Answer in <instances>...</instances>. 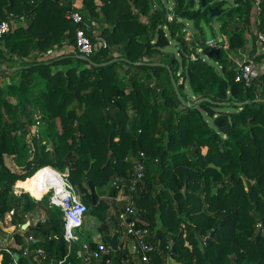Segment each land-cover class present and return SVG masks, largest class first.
<instances>
[{
    "label": "trees",
    "instance_id": "trees-1",
    "mask_svg": "<svg viewBox=\"0 0 264 264\" xmlns=\"http://www.w3.org/2000/svg\"><path fill=\"white\" fill-rule=\"evenodd\" d=\"M97 1L82 0L84 15L104 25L102 45L87 32L98 47L89 57L94 66L77 57L82 54L76 32L82 26L67 19L70 2L0 0V19L13 18L12 30L0 37V237H15L18 264H36L24 247L42 248L52 259L66 256L63 240H47L49 234H62L63 213L48 209V198L36 200L51 171L45 167L69 171L87 215L100 222V234H108L118 224L103 196L108 190L111 197L119 193L112 182L129 177L134 161L145 153L146 177L135 205L165 255L171 246L179 264H264V73L250 87L236 82L238 66L229 57L246 49L247 34L256 42V23L264 33V0L255 17L254 0H205L207 7L200 2L199 8L195 1L173 0L172 23L163 0ZM215 7L222 14L212 18L209 8ZM216 18L228 48L213 63L192 62L195 42L209 52L201 23ZM186 21L203 39L185 40ZM172 46L182 72L177 55L164 53ZM155 63L166 65H150ZM169 68L186 102L208 98L230 105L185 107ZM37 112L45 126L28 142ZM220 115L230 117L226 135L220 132L224 121L214 125ZM6 157L15 158L23 172L11 171ZM15 185L24 192L20 196L13 192ZM38 212L46 223L34 224ZM79 250L74 247L71 264H82ZM1 256V264H14L8 253ZM127 258L123 248L111 250L101 264H124ZM152 263L164 262L153 254Z\"/></svg>",
    "mask_w": 264,
    "mask_h": 264
},
{
    "label": "built area",
    "instance_id": "built-area-1",
    "mask_svg": "<svg viewBox=\"0 0 264 264\" xmlns=\"http://www.w3.org/2000/svg\"><path fill=\"white\" fill-rule=\"evenodd\" d=\"M66 1L71 3V8L67 13V19L82 26L76 32V49L83 56L90 57L98 48L87 34V32L91 30L93 21H90L82 12V0ZM262 2L263 0H254V17L259 14ZM174 7V1L167 7V18L170 23L174 22L176 19ZM12 19L13 18L7 20L0 19V37L8 34L12 30ZM20 21L24 22V18L22 17ZM255 26L254 29L256 28ZM255 31L256 43L260 46H264V33L258 32L256 29ZM183 32L186 35V41L192 42L195 40V34L189 29L188 23L185 24ZM201 44V41L195 42V44L190 47L189 59L192 62H207V60L210 59L208 53H205L204 47ZM204 46L208 48L209 51L217 49L222 51V49L226 50L228 48V40L226 37H221L204 43ZM244 51L238 53V58H235L234 55H231L230 58L232 61L236 62L238 66L239 72L236 76V82H242L247 87H250L254 78L263 74L264 70L259 67L257 61L258 56L256 53L252 54ZM53 57L55 56H50V58ZM182 80L183 79H181V81ZM39 126L40 122H37V127ZM147 163L148 158L146 154L140 153L134 161L133 170L130 176L123 180H115L112 182V187L122 193L126 201V205L117 216V232L119 236L123 237V245L119 243V249L123 248L128 254V258L124 259L123 263L131 264L130 258L135 257L141 264H153L152 255L155 254L163 259V264H179L173 258V255L169 253L171 246H167L166 249L168 253L165 255V252L161 248L160 240L154 239L148 223L143 222L137 213L135 197L143 188ZM41 188L43 189L41 192L42 197L40 199H35L41 201L44 198H48V208H57L63 213L62 234H49L47 240L49 242L63 240L67 244L68 252L63 259H52L42 248L33 251L30 250V248L24 247V255L33 254V260L36 264H71V262H69L70 256L73 254L74 247L79 245V255L82 257L83 264H91L94 261L102 262L104 257L110 254L111 248L106 242L96 243L97 247L95 249H92V244L81 242L79 233L85 225L88 207L84 203L77 188L70 182L69 171L67 170L66 174H63L51 168L47 177L43 179ZM13 192L16 196L22 194V192L17 191L15 188ZM27 193L32 196L30 192ZM12 216L13 211L7 214L5 219L6 226L11 224ZM46 220L45 217H42L37 223L40 222L44 224L46 223ZM258 227L263 229L261 224H259ZM20 228L24 230L23 226H20ZM28 241H35L34 237L29 236ZM15 242V237L13 235H8L5 238L0 237V264L2 263V252L11 255L14 259V264H18V261L15 260L14 257L17 253H14L13 251L16 246ZM109 263L110 261H108V264Z\"/></svg>",
    "mask_w": 264,
    "mask_h": 264
},
{
    "label": "crops",
    "instance_id": "crops-1",
    "mask_svg": "<svg viewBox=\"0 0 264 264\" xmlns=\"http://www.w3.org/2000/svg\"><path fill=\"white\" fill-rule=\"evenodd\" d=\"M97 4H101V1L98 0ZM103 28H104V25L101 23V21H99V20L93 21V25H92L90 31L93 33V36L96 38L99 45H102V42H103L102 37H101V32H102ZM252 31H253V33L256 32L254 28L252 29ZM246 38L248 39L249 42L247 43V46H246V49L244 52L252 53V51L254 50V54L256 53L258 57L261 56V60L258 59L257 61H258L259 67L264 70V46H260L256 42L254 43L252 37L248 34L246 35ZM234 57L238 58L239 56L236 57L234 55ZM40 126H41V124H40ZM39 127H37V126L34 127V130L32 131L33 134H32V136L29 137V141H31L34 138L35 134L37 135L40 132ZM51 148H52L51 143L48 142V149H51ZM8 158L11 159L13 157H6V159H8ZM6 165L8 166L7 163H6ZM13 165L15 166V170L11 169L8 166L11 169V171L16 172V173H22L23 172L22 168L18 167L15 163ZM49 168H51V167H49ZM15 186H17V185H15ZM15 186H14V188H15ZM108 192H109V190H108ZM22 193H24V192H22ZM103 198H105L109 201V203L111 205V214L114 216L115 221L118 223L117 216L123 210L124 206L126 205L124 195L119 192L115 197H111L107 193L105 196H103ZM91 217L92 216L87 215L86 222L89 218L91 219ZM92 218H94V217H92ZM94 219H95V221H94L95 233H92L91 237H89L90 240L89 241L87 240V242H86V243H89L92 245L93 244L96 245V243H99V242H105L103 237H102L103 234H100L98 231V227L100 226V222L96 218H94ZM33 222H34V224H37V221L35 219L33 220ZM86 222H85V225H86ZM117 231H118V227L116 226V229H110L109 233L106 235L109 237H112ZM122 240H123V237L119 236V243L121 245H123ZM130 259H133L135 263H138V260L135 257L130 258ZM101 263L102 262L94 261L91 264H101ZM82 264H83V262H82Z\"/></svg>",
    "mask_w": 264,
    "mask_h": 264
},
{
    "label": "rangeland",
    "instance_id": "rangeland-1",
    "mask_svg": "<svg viewBox=\"0 0 264 264\" xmlns=\"http://www.w3.org/2000/svg\"><path fill=\"white\" fill-rule=\"evenodd\" d=\"M228 1H230V0H228ZM163 2H164V4L168 7L172 2H173V0H163ZM78 4H80V3H78ZM199 6H200V0H195V8H199ZM222 19H225V17H223ZM186 23H188L189 24V29L192 31V33L193 34H195L197 37H201V35H199V32H198V30H195L193 27H192V24H191V22L190 21H186L185 22V24ZM220 23H221V19L220 18H216V19H214L211 23H208V22H206V21H203L202 23H201V27H202V29L204 30V33H205V39H203L202 37V39L203 40H205V43L206 42H208V41H211V40H214V39H219V38H221V37H226V36H224L222 33H221V31H220V29H219V26H220ZM247 42H249L248 41V39H247ZM164 53L165 54H174V55H177V59H178V61H179V69H180V72H182L183 71V66H181V58H180V55L178 54V52L176 51V48L174 47V46H172V47H168V48H166L165 50H164ZM227 54V53H226ZM229 54V53H228ZM231 55L229 54V57H230ZM215 61V59L214 58H210V59H208L207 60V62L208 63H213ZM162 64H164V63H162ZM164 65H166V64H164ZM226 111H233L232 109H226ZM36 118H37V120H38V122L41 120V118H40V114L37 112V114H36ZM212 122V121H211ZM215 122V121H214ZM215 125V124H214ZM45 125H41L40 127H39V131H41V132H39L37 135H39L40 133H42L43 132V127H44ZM216 126V125H215ZM214 126V127H215ZM33 130H34V128H33ZM32 130V131H33ZM40 137V136H39ZM28 142H30V141H28ZM5 162L8 164V166L11 168V169H13V170H15V166L13 165L14 163H16V161H15V158H8V159H5ZM46 170L47 169H51V168H45ZM61 173H63V174H66V172H67V169L65 168V169H62L61 171H60ZM108 192V191H107ZM107 192H106V194H107ZM34 198V197H33ZM49 209V208H48ZM51 210V209H50ZM53 212H57V211H60L59 209H57V208H55V209H53L52 210ZM43 217V215L41 214V213H39L38 212V215H37V217H36V221H39V220H41V218ZM87 218V217H86ZM94 221H95V219L94 218H92L91 217V219L89 218L88 220H87V222H86V225L83 227V229L81 230V232L79 233V235H80V238H81V242L82 243H86L87 242V240L89 241L90 240V238L89 237H91V234L92 233H95V223H94Z\"/></svg>",
    "mask_w": 264,
    "mask_h": 264
},
{
    "label": "water",
    "instance_id": "water-1",
    "mask_svg": "<svg viewBox=\"0 0 264 264\" xmlns=\"http://www.w3.org/2000/svg\"><path fill=\"white\" fill-rule=\"evenodd\" d=\"M194 1L195 0H190V4L192 5L194 3ZM200 2L202 4V7H207V3H206L205 0H200ZM209 12H210L212 18L219 17L222 14V10H220L218 7L209 8ZM220 55H221V50H219V49L211 50V51L208 52V57L209 58H214V57L219 58ZM77 57H79L80 59L91 63L94 66H98L97 64H94L89 57H86V56H83V55L77 56ZM150 65H154V66L162 65V66H165L164 64H156V63L155 64H150ZM168 70H169V72L171 74L172 84H173V87L175 89V92H176L179 100L181 101V103L185 107H193V106L199 105V104H201L203 102L214 103L208 98H202V99H199V100H197V101H195L193 103L186 102L183 99L182 95L180 94V91H179V88H178V84H177V82H176V80L174 78L172 70L170 68ZM188 71L190 72V69H188ZM257 101H260V100H257ZM214 104H216L218 106H222V107L230 105V104H227V103H214ZM242 105H243L242 103H237V106H239V107H241ZM218 121H224L225 122V126L220 129V132L222 134H225V135L228 134L229 131L232 129L231 124H230L229 115H220L218 118H216L214 124L217 125ZM91 200H92L93 203L95 202V192L94 191L91 192ZM29 225H30V222H28L27 224L23 225V229H26ZM213 235H214V231L210 234L209 239ZM102 237H103L104 241L110 246L112 251H114V252L118 251V249H119V234H118V232H116L112 237H109V236L106 235V233H104L102 235ZM168 237L171 239V234H169ZM170 243H172V242H170ZM173 249L175 250V248H173ZM14 257H15V260H17V261L19 260V256L17 254H15ZM112 264H115V262L113 261Z\"/></svg>",
    "mask_w": 264,
    "mask_h": 264
}]
</instances>
